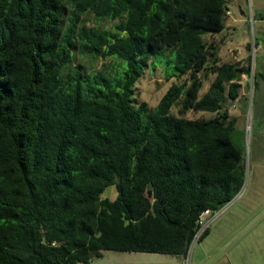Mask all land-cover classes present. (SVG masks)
Instances as JSON below:
<instances>
[{
  "label": "trees",
  "instance_id": "16d2710c",
  "mask_svg": "<svg viewBox=\"0 0 264 264\" xmlns=\"http://www.w3.org/2000/svg\"><path fill=\"white\" fill-rule=\"evenodd\" d=\"M232 1L0 0V264L185 256L204 211L245 182L226 104L256 74L250 56L221 62L212 38ZM161 56L175 82L137 103Z\"/></svg>",
  "mask_w": 264,
  "mask_h": 264
},
{
  "label": "rangeland",
  "instance_id": "374dc122",
  "mask_svg": "<svg viewBox=\"0 0 264 264\" xmlns=\"http://www.w3.org/2000/svg\"><path fill=\"white\" fill-rule=\"evenodd\" d=\"M259 1L263 4H257ZM259 1L242 0L240 2L242 10L237 9L234 16L232 15L234 5L229 4L225 30L212 37L219 42L221 62L241 63L250 56L252 74H256V86L252 85V76H242L239 97L226 104L230 116L236 118L231 141L244 159L245 182L239 195L220 210L216 223L213 224L214 219L209 222L208 227L212 225V230H256L259 215L261 218L264 216V212H261L264 205V54H261L260 49L254 48V41L264 46V21L260 20V17L264 20V0ZM242 12L244 15H241ZM233 19H236L235 23ZM90 25L97 26L94 18H91ZM99 26L110 28L111 23L105 21ZM171 58L172 56L159 57L158 62L156 61L159 64L154 67L152 60L148 62L149 66L136 84L137 103L145 102L151 107L155 106L171 83L175 82L174 78L165 79V74L171 71ZM101 65L102 61H98L94 69H99ZM209 82L210 79L204 81L201 94L206 91ZM171 113L177 114V107H173ZM186 116L190 119H206L213 114L189 111ZM115 196V189L111 186L105 189L101 198L114 199ZM196 245L190 253V264ZM91 264H103V256L94 259Z\"/></svg>",
  "mask_w": 264,
  "mask_h": 264
},
{
  "label": "crops",
  "instance_id": "0c3cea01",
  "mask_svg": "<svg viewBox=\"0 0 264 264\" xmlns=\"http://www.w3.org/2000/svg\"><path fill=\"white\" fill-rule=\"evenodd\" d=\"M238 2L239 0H233V16L237 9H241ZM257 4L263 3L259 1ZM241 15L244 13L242 12ZM262 18L260 17V20L263 22ZM233 21L235 23L236 19ZM257 49L264 54V46L257 43L255 50ZM262 206L263 213L264 205ZM218 213L220 214L221 211L217 212L213 224L216 223ZM211 226L197 242L191 264H264V216L261 218L259 215V225L256 230H212ZM106 263L182 264V259L171 255L106 251L103 252V264Z\"/></svg>",
  "mask_w": 264,
  "mask_h": 264
},
{
  "label": "built area",
  "instance_id": "2783aa9c",
  "mask_svg": "<svg viewBox=\"0 0 264 264\" xmlns=\"http://www.w3.org/2000/svg\"><path fill=\"white\" fill-rule=\"evenodd\" d=\"M216 214L217 213L211 214L209 211H204V213L200 216V218L198 220V224L200 225V228L197 230L195 236L191 240L190 245L188 247V250H187L185 256L182 257V264H190L189 259H190V253H192L191 250H192L193 246L195 244H197V242L199 241L200 237L203 235V232L205 231V229L208 228L209 222L212 221V219H214ZM206 218H208V219L205 222L204 220ZM204 223L206 224L205 226H204Z\"/></svg>",
  "mask_w": 264,
  "mask_h": 264
}]
</instances>
